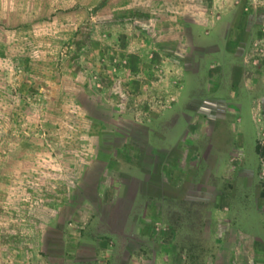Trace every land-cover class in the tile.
Masks as SVG:
<instances>
[{
  "label": "rangeland",
  "instance_id": "obj_1",
  "mask_svg": "<svg viewBox=\"0 0 264 264\" xmlns=\"http://www.w3.org/2000/svg\"><path fill=\"white\" fill-rule=\"evenodd\" d=\"M0 264H264V0H0Z\"/></svg>",
  "mask_w": 264,
  "mask_h": 264
},
{
  "label": "trees",
  "instance_id": "obj_2",
  "mask_svg": "<svg viewBox=\"0 0 264 264\" xmlns=\"http://www.w3.org/2000/svg\"><path fill=\"white\" fill-rule=\"evenodd\" d=\"M148 195H151V194L148 192Z\"/></svg>",
  "mask_w": 264,
  "mask_h": 264
}]
</instances>
